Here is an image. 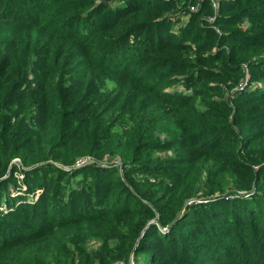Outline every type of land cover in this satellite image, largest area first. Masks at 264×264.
I'll use <instances>...</instances> for the list:
<instances>
[{"label":"trees","instance_id":"trees-1","mask_svg":"<svg viewBox=\"0 0 264 264\" xmlns=\"http://www.w3.org/2000/svg\"><path fill=\"white\" fill-rule=\"evenodd\" d=\"M213 3L0 0V264H264V0Z\"/></svg>","mask_w":264,"mask_h":264},{"label":"rangeland","instance_id":"rangeland-1","mask_svg":"<svg viewBox=\"0 0 264 264\" xmlns=\"http://www.w3.org/2000/svg\"><path fill=\"white\" fill-rule=\"evenodd\" d=\"M216 0H213V2H215ZM169 19L171 21L174 20V18L172 17H169ZM245 23L241 26H244ZM179 24H175V27H178ZM261 85V83H260ZM158 132V130H157ZM121 132L119 131L118 134H120ZM155 136L158 137V133H155ZM160 140H164V138H161ZM118 141V139H117ZM119 143V141H118ZM114 144V143H113ZM122 146H127V145H111L107 148H121ZM106 150V149H105ZM146 154L148 155V157L150 158V156H152L153 160L154 161H162L164 159H166L168 157V153L167 152H162V151H159V152H156L154 150H151V151H146ZM86 158H84L83 160H80L79 161V158H77L75 160V163L73 164V167H82V166H85V165H90V164H96V165H103V166H108V164L110 163H113V164H117L119 165L120 163H122L120 157L118 154H114L112 155V158H108V157H105L104 159H102L101 161H97L95 160L93 157L91 156H85ZM18 160V159H17ZM58 166L60 167H63L65 169H67L68 167H64L62 165H59L57 164ZM28 167H24V169L26 170ZM19 177H23L22 175H20ZM21 178H19L20 180H22ZM129 185V184H127ZM22 186V190H25V186L23 184H21ZM12 189V188H11ZM229 191V190H228ZM228 191H226V194L228 193ZM42 192V189L41 188H37L35 189V194L34 196H32L31 200L30 201H34L37 196H39ZM241 193H244L241 192ZM218 193L215 192L214 194H212L211 196H207V197H202V196H195V197H190L188 199H186L185 203L187 204H191L193 202H205L209 199V197H214L215 195H217ZM231 197V196H230ZM183 211V209L181 210V212ZM180 212V213H181ZM124 214H128L127 212H125ZM156 216H158V214H156ZM153 220V219H152ZM151 220H149L148 222H150ZM126 240L124 239H120V240H108L107 239H104L103 237H100L99 235L97 236H93V235H90L87 242H86V246H87V252H103V251H109L110 249H112L113 247H120V246H124L126 244ZM138 243V239L136 240L135 242V245ZM53 253L54 255H50V258H52V261H53V258H56L59 256V249L58 248H55V249H52L50 250L49 254L50 253ZM119 252H124L123 249H119ZM48 252H47V256L49 255ZM129 258H128V263L127 264H142L143 261H144V258H143V255L142 254H138L136 255L134 252L130 251L129 252ZM115 264H124L123 261L121 260H118L115 262Z\"/></svg>","mask_w":264,"mask_h":264},{"label":"built area","instance_id":"built-area-1","mask_svg":"<svg viewBox=\"0 0 264 264\" xmlns=\"http://www.w3.org/2000/svg\"><path fill=\"white\" fill-rule=\"evenodd\" d=\"M213 7L216 8V3H215V2L213 3ZM190 9H191V10H196V9H197V5H192V6H190ZM246 84H247V78H245V80L241 81V82L235 87V90H241V89L245 88Z\"/></svg>","mask_w":264,"mask_h":264}]
</instances>
